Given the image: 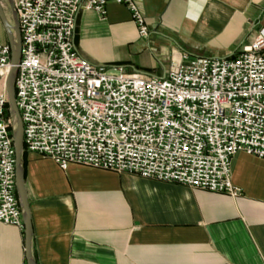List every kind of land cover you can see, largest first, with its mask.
Masks as SVG:
<instances>
[{"label": "built area", "instance_id": "2783aa9c", "mask_svg": "<svg viewBox=\"0 0 264 264\" xmlns=\"http://www.w3.org/2000/svg\"><path fill=\"white\" fill-rule=\"evenodd\" d=\"M125 6L149 36L136 0H15L22 37L16 102L25 151L71 164L238 198L239 153L264 160V33L230 59L190 58L164 78L96 65L74 43L83 11ZM11 47L0 41V223L25 229L7 119Z\"/></svg>", "mask_w": 264, "mask_h": 264}, {"label": "crops", "instance_id": "0c3cea01", "mask_svg": "<svg viewBox=\"0 0 264 264\" xmlns=\"http://www.w3.org/2000/svg\"><path fill=\"white\" fill-rule=\"evenodd\" d=\"M149 36L111 3L81 12L74 43L96 65L164 78L183 56L230 59L264 33V0H136ZM8 43V42H7ZM35 264H264V160L232 161L238 198L25 153ZM0 264H29L26 230L0 223Z\"/></svg>", "mask_w": 264, "mask_h": 264}, {"label": "water", "instance_id": "95a60500", "mask_svg": "<svg viewBox=\"0 0 264 264\" xmlns=\"http://www.w3.org/2000/svg\"><path fill=\"white\" fill-rule=\"evenodd\" d=\"M9 3L14 25L9 21L5 7L2 0H0V21L4 27L7 35L8 44L11 47V70L6 81V95L9 109L12 113V135L14 140V147L16 151V186L17 196L19 199L23 222L27 236V256L28 263L35 264L32 254V224H31V212L29 208V202L25 190L24 181V158H25V144H24V125L21 118L20 111L16 102V79L18 74V65L21 59L22 52V37L20 31L19 19L15 7V0H6Z\"/></svg>", "mask_w": 264, "mask_h": 264}, {"label": "rangeland", "instance_id": "374dc122", "mask_svg": "<svg viewBox=\"0 0 264 264\" xmlns=\"http://www.w3.org/2000/svg\"><path fill=\"white\" fill-rule=\"evenodd\" d=\"M2 2H3V5L5 7V11H6V14H7V17L9 19V21L11 22L12 25H14V20H13V17H12V12H11L9 3L6 0H2ZM0 41L2 43L8 42L7 35H6V32L4 30V27H3L2 23H1V21H0Z\"/></svg>", "mask_w": 264, "mask_h": 264}, {"label": "trees", "instance_id": "16d2710c", "mask_svg": "<svg viewBox=\"0 0 264 264\" xmlns=\"http://www.w3.org/2000/svg\"><path fill=\"white\" fill-rule=\"evenodd\" d=\"M7 119L9 120V127L10 129H12V126H11V120H12V113L9 109V106H7Z\"/></svg>", "mask_w": 264, "mask_h": 264}]
</instances>
